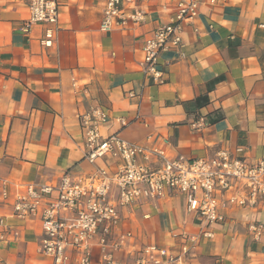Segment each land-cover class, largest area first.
Segmentation results:
<instances>
[{
	"label": "crops",
	"instance_id": "obj_1",
	"mask_svg": "<svg viewBox=\"0 0 264 264\" xmlns=\"http://www.w3.org/2000/svg\"><path fill=\"white\" fill-rule=\"evenodd\" d=\"M28 1L0 0V186L6 181L12 195L17 185H55L66 173L116 171L120 162L112 157L85 159L80 117L98 107L107 115L99 125L103 139L118 135L171 159L243 149L250 162L264 160V0H196L198 15L183 23L182 47L159 57L163 84L145 73L143 48L175 19L181 0L138 4L144 21L109 33L100 30L105 0H56L57 24L25 32ZM48 30L54 32L49 47ZM200 118L207 126L196 131L192 124ZM220 201L225 220L212 228V239L189 244L184 264H264V201L255 208ZM14 204L13 197L0 203L6 225L0 264H52L39 253L41 220L16 219ZM119 210L116 237L131 234L114 254L122 264H133L145 246L182 255V235L197 236L202 228L181 194ZM259 224L257 241L250 226ZM91 252L92 264H101L97 239Z\"/></svg>",
	"mask_w": 264,
	"mask_h": 264
},
{
	"label": "built area",
	"instance_id": "obj_2",
	"mask_svg": "<svg viewBox=\"0 0 264 264\" xmlns=\"http://www.w3.org/2000/svg\"><path fill=\"white\" fill-rule=\"evenodd\" d=\"M150 0H105L100 30L109 33L123 28L127 22L141 23L145 14L137 5ZM214 2V1H212ZM30 18L24 30L38 24L56 25L59 7L56 0H29ZM131 7L133 13L126 15ZM196 0H181L175 19L156 30L143 48L144 71L163 84V73L158 70L162 52L182 47L183 23L193 21L198 15ZM54 32L48 30L43 44L52 45ZM107 115L99 107L80 117L84 131L85 159L95 164L99 159L112 157L120 164L116 171L101 168L85 176L71 177L64 174L55 184L17 185L13 195L6 181L0 186V203L13 197V216L21 221L40 219L43 237L39 253L52 264H92L91 242L97 239L102 253L101 264H122L114 259L131 234L116 237L122 215L119 208L131 209L142 200H160L169 193L181 194L187 202V212L201 221L199 235H182L185 242L182 255H175L158 246H145L134 255L133 264H184L183 256L201 239H212V228L225 219L220 214V198L231 207L255 208L264 201V160L250 162L237 149L236 155L227 150L206 159H188L180 156L169 158L158 147H146L125 141L118 135L103 139L99 125ZM122 126L127 123L119 119ZM207 126L203 118L192 124L200 131ZM1 164V160H0ZM5 222L0 219L1 232ZM263 226L252 225L250 232L255 240L262 236Z\"/></svg>",
	"mask_w": 264,
	"mask_h": 264
}]
</instances>
